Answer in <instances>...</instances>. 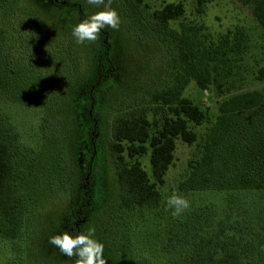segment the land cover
<instances>
[{
    "label": "trees",
    "instance_id": "16d2710c",
    "mask_svg": "<svg viewBox=\"0 0 264 264\" xmlns=\"http://www.w3.org/2000/svg\"><path fill=\"white\" fill-rule=\"evenodd\" d=\"M145 1L115 0L120 8L119 28L101 30L94 42L76 43L77 57H87L89 63L85 73L74 76L78 79L72 82L75 88L71 91H66L69 74L63 65L59 71H52V53L44 47L37 59H27L34 66L39 63L40 70L45 66L52 71L48 77L36 71L34 83L44 80L45 88L37 86L40 89L12 93L9 78L15 74L12 63L18 58L14 56L13 60L12 51H5L0 41V53L7 58L0 68V244H22L33 212L54 191L49 179L46 190L39 184L45 169L66 165L71 171L68 176H50L57 177L56 183L61 185L69 182V190L76 186L68 198L73 223L66 229L86 230L89 218H94L96 222L90 226H95L96 237L105 245L107 264H116L108 255L122 250L111 248L113 242L108 243L105 235L115 230L114 236L119 235L122 227L132 234L139 225L127 226V219L146 212L158 219L153 223V238L170 256H186L192 264H264V87L231 93L227 86L229 95L218 102L217 116L201 138V152L189 161V173L179 184L187 197L212 194L220 204L193 206L188 198L190 207L179 216L173 217L170 211L161 216L154 213L164 211L165 200L158 185L165 184L175 159L177 139L188 144L197 142L199 136L191 124L199 126L209 121L198 105L183 96L186 86L195 80L203 90L210 91L215 85L224 95L223 87L230 83L232 74L231 61L244 51V34L229 30L219 41L209 40L203 23L180 20L186 12L182 2H166L148 19L156 25L158 36L171 44L179 70L169 88L154 93L149 90L148 96L136 95L135 102L130 99L126 106L124 97L139 93L141 87L133 82L128 86L117 83L123 65L118 56L128 52L127 44L132 41L128 29L140 23L139 11L144 13ZM238 1L250 9L264 29V0ZM12 2L6 8L9 17L13 18L18 10L25 16L20 9L11 7ZM43 5L67 13L70 27L95 9L86 0H45ZM196 12H203L201 0ZM177 20L179 30L171 27ZM60 53L62 63L70 60L64 48ZM256 78L264 82V66L258 69ZM124 107L133 114L117 112ZM19 110L28 112L27 121L20 118ZM112 112L118 114L111 122L108 151L116 166L108 181V176L98 177L96 170L101 167L106 171L107 165L102 163L105 124ZM63 121L69 123L71 140L60 148L59 157L57 154L52 159L48 153L54 143L48 136ZM149 150L151 175L138 158ZM246 192H257L263 203L248 201ZM101 214L112 224L100 231L97 223ZM20 251L19 247L17 264L23 261Z\"/></svg>",
    "mask_w": 264,
    "mask_h": 264
},
{
    "label": "rangeland",
    "instance_id": "374dc122",
    "mask_svg": "<svg viewBox=\"0 0 264 264\" xmlns=\"http://www.w3.org/2000/svg\"><path fill=\"white\" fill-rule=\"evenodd\" d=\"M44 1L13 0L11 7L20 9L25 13L24 16L18 10V14H15L13 18L9 17L6 10L11 0H4L0 7V41H2V48L5 51L11 50L13 53L12 58L14 56L18 58L12 63L15 74L12 76L13 78H9L12 87L11 92L15 94L22 90L29 92L40 89L39 87L42 90L45 88L44 86L46 84H44V80L40 84L34 83L36 76H38L36 71H39L42 66L39 63L34 66L27 59L29 57L37 59L44 47L52 53L51 60L53 63L51 67L54 68L52 71H59L63 65V69L69 74L66 91H71L75 88L72 82H75L78 78L74 76L85 73L88 67L89 62L87 57H77L76 43L71 35V27L67 20V13L60 12L53 7L44 6ZM114 1L112 0V7L120 13V8L114 4ZM201 1L203 2V12L202 14H197L196 7L198 0H166L165 2L146 0L143 7L144 13L139 11V15L141 16L140 23L129 26L127 34L132 41L127 44L128 52L123 53L121 57L120 55L118 56L123 65L121 71H119L117 83L128 86L133 82L138 87H141L139 93L134 92L131 96L124 97L127 99L124 103L128 106L130 99H133L131 103L135 102L136 95L144 96L146 94L148 96L147 91L149 90V92L154 93L169 88L173 84L175 75L179 70L177 69L178 65L174 64L171 44L158 36L156 25L148 19L154 10L161 8L166 2H182L186 12L180 20L186 22L195 20L203 23L205 25V33L209 40L217 42L229 30L234 32L239 30L244 34V51L231 61L232 74L228 78V82L230 83H226V86L223 87L225 91L224 95H221V92L215 85L211 86L210 91L203 90L196 84L195 80H191L183 92V96L191 99L198 105L207 115L209 121L199 126L191 124V127L199 136L197 142L188 144L181 139H177L175 159L165 176V184L158 185L163 193L164 200L171 194L173 189L182 193L179 190V184L189 173V161L197 157L201 152V138L208 132L209 127L217 116L218 102L229 95L226 94L227 86L231 88V93L262 89L264 87V82L256 78L258 69L264 66V29L256 21L250 9L238 0ZM100 7L103 6L101 5ZM91 8L94 9L93 6ZM98 10V8L94 9V11ZM171 27L179 30L180 21L172 22ZM139 37L141 39H138ZM137 39L138 41H136ZM48 43L52 44L50 45L51 47L54 45L53 48L46 45ZM58 44L61 45L56 47ZM63 48L69 54L70 58L66 63H62L61 60L60 51ZM64 55H62L63 58L65 57ZM53 56L55 58H52ZM6 61L7 58H3V53L2 55L0 53V68ZM29 69L31 70L29 71ZM40 71L43 76L46 75L47 77L52 72H48L45 66ZM59 75L61 76V74ZM58 84L61 85L60 83ZM15 97L22 98V95H16ZM25 102H28V98H26ZM143 102L145 101L143 100ZM135 107L137 108V106ZM128 110V108L124 107L121 111L117 112H120V114L124 112L123 115L125 116L133 114ZM114 113H111L109 122L105 124V155L104 159L102 158V163L103 165L105 164L104 166L107 165L105 168L107 173L101 167H98L96 170L98 177L106 179L108 176V181L114 176L116 166L115 160L112 159L108 151L111 136V122H113L116 114H118L116 113L114 115ZM19 115L25 121H27V117L29 118L28 112H24L23 110H19ZM67 125L69 123L63 121L58 129L54 131V134L48 136V140L54 143V150L51 149L48 153V156L52 159L58 152L60 153V148L71 140V133L67 129ZM50 158L49 161H51ZM138 158L149 175H151L150 150L147 154L139 156ZM70 165H73L72 162ZM44 173L46 175L40 180L39 184H43L46 190L47 180L49 179V183H52L51 188L54 190L50 195L52 198L50 196L45 198L41 206L33 212L22 244H18L17 247L9 244H0V264H17V251L19 247L21 249L20 255H22L20 258H23V261L19 264H74L75 262V258L68 259L58 249L48 243L49 236L61 233L70 223L71 216L69 211L71 206L68 198L72 192L75 193L76 186L72 190H69V182L61 185V182L56 183V179L59 176H68L71 171H68L66 165H62L61 167L45 169ZM52 173H58L57 177H55L56 179L50 177ZM112 181L115 180L113 179ZM102 190L101 193L103 194L104 188ZM105 193L109 195V190H106ZM260 196L257 192L245 193V198L252 203H263V201H260ZM187 198L192 200L191 205L193 206L220 204L217 197L212 196V194H210V197H205V195L200 194H189ZM154 213L155 215L161 216L165 214V211H156ZM134 215L127 219V226H131L132 224L139 225L138 228L136 227V230H133L132 234L130 230L122 227L123 231L121 230L120 234L117 231L119 235L114 236L116 230L110 235H105L108 243L113 242L110 245L111 248L117 249L116 247H118L120 249L121 247L122 250L116 253V255H108L112 262L116 264H192L187 261L186 256L181 259L180 257L170 256L168 252L160 249L158 240L155 237L153 238L155 232V225L153 223H156L158 220L153 219V214L146 212L145 214ZM88 218L89 215L86 216L85 221H88ZM91 218H89V226L93 222H96L94 218ZM159 223H161V220ZM111 224L110 221L107 223V219L101 214L97 223L98 229L101 231L105 226L107 228ZM156 237L160 238V235ZM105 259L107 264V257Z\"/></svg>",
    "mask_w": 264,
    "mask_h": 264
},
{
    "label": "clouds",
    "instance_id": "9594fccd",
    "mask_svg": "<svg viewBox=\"0 0 264 264\" xmlns=\"http://www.w3.org/2000/svg\"><path fill=\"white\" fill-rule=\"evenodd\" d=\"M87 3L99 10L71 27V35L77 44L94 42L101 30L106 28L116 30L121 24L118 11L111 6L112 0H87ZM101 5L103 7H100ZM189 207V199L175 189L164 201V211H170L173 217L179 216ZM95 233V226H89L80 232L65 229L61 233L49 236L48 243L68 259L75 257L74 264H106L105 245Z\"/></svg>",
    "mask_w": 264,
    "mask_h": 264
}]
</instances>
